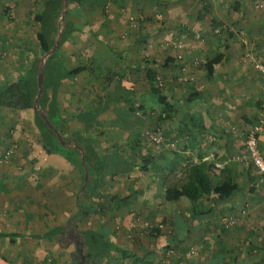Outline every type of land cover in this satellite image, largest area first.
I'll return each instance as SVG.
<instances>
[{
	"label": "crops",
	"instance_id": "0c3cea01",
	"mask_svg": "<svg viewBox=\"0 0 264 264\" xmlns=\"http://www.w3.org/2000/svg\"><path fill=\"white\" fill-rule=\"evenodd\" d=\"M3 1L0 82L37 59L35 14L46 0ZM64 1L71 27L61 62L66 71L83 68L60 77V129L81 132L104 164L86 190L81 169L43 146L31 108L0 106V264H71L73 244L54 229L77 200L90 209L79 228L114 247L100 264H264V177L240 158L264 103L261 0ZM153 126L175 144L149 141L144 131ZM258 144L264 154V130ZM226 178L237 188L219 196L211 183ZM174 184L184 193L168 199ZM229 215L236 219L225 226Z\"/></svg>",
	"mask_w": 264,
	"mask_h": 264
},
{
	"label": "trees",
	"instance_id": "16d2710c",
	"mask_svg": "<svg viewBox=\"0 0 264 264\" xmlns=\"http://www.w3.org/2000/svg\"><path fill=\"white\" fill-rule=\"evenodd\" d=\"M2 2L4 1L0 0V6ZM64 3V0H46L43 9L35 14V20L39 24L36 34L39 39L40 53L36 60H32L30 65H26L15 76L0 82V106L9 109L31 108L43 146L51 152L63 155L80 168L83 173L82 185L89 191L98 181L96 175L103 168L104 159L97 156L94 146L86 144V138L81 132H74L70 136L61 133V117L56 101L60 77L68 73L75 74L83 68V66H78L66 71L61 62L58 48L71 27L62 14ZM6 5V7L9 6ZM6 7L3 12L7 10ZM41 64H43V72L39 83ZM155 75L154 69L148 67L147 76L152 91L161 103V112L164 117H169L171 104L161 92ZM45 118L53 127L48 125ZM7 136L8 134L4 138ZM197 177L196 173L194 178ZM236 188L237 183L231 178L211 183L212 191L219 196H229ZM183 193L180 186L174 184L166 188L165 196L170 199L183 195ZM77 205L76 212L68 218L65 224L58 225L54 229V233L58 234L60 242L67 241V243L73 244L71 264H100L101 260L106 258L114 247L101 233L89 228H79L78 220L87 215L90 209L79 200H77ZM77 247L80 248V251Z\"/></svg>",
	"mask_w": 264,
	"mask_h": 264
},
{
	"label": "built area",
	"instance_id": "2783aa9c",
	"mask_svg": "<svg viewBox=\"0 0 264 264\" xmlns=\"http://www.w3.org/2000/svg\"><path fill=\"white\" fill-rule=\"evenodd\" d=\"M259 5H264V0H261ZM13 3L8 6V10L10 14L13 11ZM174 46L179 51L177 56L182 58L181 49L183 46V37L181 35H178L175 40L173 41ZM258 68H260L263 72L264 76V68L261 64H256ZM159 84H161L159 82ZM264 130V103L261 108V112L257 117V120L252 124L251 127H249L245 133L244 137V150L242 154L240 155V158L246 159L250 161L257 169V171L263 175L264 177V154L259 148L258 144V137L259 133H261ZM145 137L152 141L157 147H161L162 145L167 146H173L175 143L174 140H166L165 136L163 134L162 128L160 126H153L148 127L144 131ZM5 156L11 154V149H6L4 152ZM4 156V157H5ZM244 210V209H243ZM236 218L233 216H224L222 217V222L225 226H229L235 221ZM173 249L168 250V254L171 253ZM194 248H190V252H193ZM103 264H112V262L105 261Z\"/></svg>",
	"mask_w": 264,
	"mask_h": 264
},
{
	"label": "rangeland",
	"instance_id": "374dc122",
	"mask_svg": "<svg viewBox=\"0 0 264 264\" xmlns=\"http://www.w3.org/2000/svg\"><path fill=\"white\" fill-rule=\"evenodd\" d=\"M3 52V51H2ZM1 52V53H2ZM5 53H6V51H5ZM3 55V54H2ZM17 147V143H16V141H12V142H10L9 144H7L6 145V147L4 148V150H3V152H5L6 151V149H11V153H13V151H14V149Z\"/></svg>",
	"mask_w": 264,
	"mask_h": 264
},
{
	"label": "water",
	"instance_id": "95a60500",
	"mask_svg": "<svg viewBox=\"0 0 264 264\" xmlns=\"http://www.w3.org/2000/svg\"><path fill=\"white\" fill-rule=\"evenodd\" d=\"M42 72H43V64H41V66H40V68H39V83L41 82ZM40 90H41V88L39 89V92H40ZM39 92H38V94H39ZM45 120H46V122L48 123V125H50L51 127H53L52 124L49 122V120H48L47 118H45ZM54 129H55V128H54ZM77 248H78V250L80 251V248H79V247H77Z\"/></svg>",
	"mask_w": 264,
	"mask_h": 264
}]
</instances>
